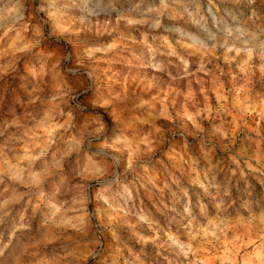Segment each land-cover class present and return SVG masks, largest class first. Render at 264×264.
Returning a JSON list of instances; mask_svg holds the SVG:
<instances>
[{"label":"rangeland","instance_id":"obj_1","mask_svg":"<svg viewBox=\"0 0 264 264\" xmlns=\"http://www.w3.org/2000/svg\"><path fill=\"white\" fill-rule=\"evenodd\" d=\"M0 264H264V0H0Z\"/></svg>","mask_w":264,"mask_h":264},{"label":"water","instance_id":"obj_2","mask_svg":"<svg viewBox=\"0 0 264 264\" xmlns=\"http://www.w3.org/2000/svg\"><path fill=\"white\" fill-rule=\"evenodd\" d=\"M95 184V183H94ZM91 211H93V208H91Z\"/></svg>","mask_w":264,"mask_h":264}]
</instances>
